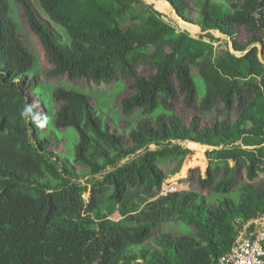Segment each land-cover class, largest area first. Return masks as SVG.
<instances>
[{
  "label": "trees",
  "instance_id": "trees-1",
  "mask_svg": "<svg viewBox=\"0 0 264 264\" xmlns=\"http://www.w3.org/2000/svg\"><path fill=\"white\" fill-rule=\"evenodd\" d=\"M36 1L64 40L29 0H0V264H218L236 225L264 214V0H143L190 32L215 19L217 47L152 5L143 23L123 18L142 0ZM12 3L53 66L44 77L69 84L39 80ZM83 80L130 94L113 106L116 88ZM25 103L46 128L20 117ZM183 142L208 147V167L159 197L176 172L163 164L185 175L197 161L179 159Z\"/></svg>",
  "mask_w": 264,
  "mask_h": 264
},
{
  "label": "rangeland",
  "instance_id": "rangeland-1",
  "mask_svg": "<svg viewBox=\"0 0 264 264\" xmlns=\"http://www.w3.org/2000/svg\"><path fill=\"white\" fill-rule=\"evenodd\" d=\"M237 0H215L216 3L220 4V3H223V4H226L228 5L229 3H232V2H235ZM30 4L32 5L35 13L38 15V17L53 31V35H55L56 37H59L60 40H64L65 38V33L59 29L55 24H53V22H51L49 20V18L43 13V11L40 9L38 3L36 0H29ZM153 7V9H155L156 11L160 12L162 14L161 18L167 22L168 24H170L171 26H173L176 30L178 31H186L188 33H190V35L193 37V38H196L198 39L199 37H202L203 40L205 41H208V37L206 36V34H211L213 35L215 38H219V42H216L214 44V46H218L220 43H223L225 42V37L223 35H221L219 32H217L214 28V22H215V19L214 20H210V24H209V29L207 31H201V28L198 27V26H195V25H192L196 28V31L194 32H190L184 28H182L179 20H182L180 19L177 15H173L176 14L173 10L169 9V10H166V11H163V10H160L158 8H156V6L154 4H149V3H146L142 0V5H138V6H135L133 7L132 10H130L129 12H127L123 18H126V19H136V22L137 23H143L144 21H146V19L148 18V16L150 15L151 13V6ZM214 16H217V14H219V10L218 8H216L214 11ZM216 13V14H215ZM9 14L11 15V17L16 21L17 25L19 26V29L21 30V34L24 36V38H26L30 44V48L37 54V57H38V62H39V68H38V74H39V80H41V82L43 84H46V83H51V84H57V83H62V84H69L70 82L67 80L66 77H63V76H59V77H56V78H46L44 77V72L47 71V70H50L52 69V65H50L45 57V53H44V50L40 44V42L38 41V39L36 38V36L30 31L24 17H23V13H22V10L20 9V7L15 4V3H12L11 4V9H10V12ZM176 16V17H175ZM185 22V21H184ZM187 23V22H185ZM189 24V23H187ZM227 40V39H226ZM227 42V41H226ZM229 42V41H228ZM227 42V43H228ZM259 46V45H258ZM229 47H230V44H229ZM260 51H261V48H260ZM198 81V84L201 83L200 80H197ZM73 87L74 88H78V89H81L82 91H85V92H91L93 89H97L101 92L103 91H110L111 89H117V93L114 97V101L112 102V105L115 106V105H118L119 104V100L127 95V94H130L129 91L127 90V87L124 86V88H118V84H109V85H102V84H98V85H95L91 82H88V81H79L78 83H73ZM201 87V86H200ZM115 102V103H114ZM106 105L103 103L102 104V108L105 107ZM69 138V136H68ZM64 140L62 139V142ZM183 146H185L186 148H188L189 150H191V154H188L184 159H182V156L180 155V153H177V156L179 157V159L183 160L184 162L188 159H191L194 154H196L197 156V161H196V166L195 164H193V167H190L185 173V175H182L181 174V170H180V166L177 162V159L175 161H173V163H165L163 164L161 167L163 169L164 172H169V170H171L172 168H176V172H175V175L173 177H171L170 179H173V181L177 182L180 190H182L183 188V185L185 188L188 187V185L183 182L187 176H188V173L190 170L192 169H199L200 171V174L201 175H204L207 167H208V161L207 159L205 158V152L207 151L208 147L206 146H200V145H194V144H191L189 142H183L182 143ZM197 147H200L201 150ZM150 149L151 150H155L156 148L154 146H150ZM200 155H202V158H203V163H201V158H200ZM176 156V158H177ZM169 179V180H170ZM186 190V189H185ZM113 218L115 219H118L119 218V215L116 214L113 216ZM178 229V226L174 225L173 227H171V230H175L177 231Z\"/></svg>",
  "mask_w": 264,
  "mask_h": 264
},
{
  "label": "built area",
  "instance_id": "built-area-1",
  "mask_svg": "<svg viewBox=\"0 0 264 264\" xmlns=\"http://www.w3.org/2000/svg\"><path fill=\"white\" fill-rule=\"evenodd\" d=\"M178 191L177 182L167 179L158 196L166 197ZM154 199L147 197V200ZM218 264H264V214L236 225L235 240Z\"/></svg>",
  "mask_w": 264,
  "mask_h": 264
},
{
  "label": "clouds",
  "instance_id": "clouds-1",
  "mask_svg": "<svg viewBox=\"0 0 264 264\" xmlns=\"http://www.w3.org/2000/svg\"><path fill=\"white\" fill-rule=\"evenodd\" d=\"M38 108H39V105L37 103H25L22 110L19 112V115L25 122H28L34 125L38 129H44L47 127L49 123V119L47 115L39 111ZM185 189L186 188H184V185H183L182 190H185Z\"/></svg>",
  "mask_w": 264,
  "mask_h": 264
},
{
  "label": "crops",
  "instance_id": "crops-1",
  "mask_svg": "<svg viewBox=\"0 0 264 264\" xmlns=\"http://www.w3.org/2000/svg\"><path fill=\"white\" fill-rule=\"evenodd\" d=\"M161 2H164V1H161ZM164 3H166V2H164ZM166 4H167V3H166ZM167 5H169V4H167ZM169 6H170V5H169ZM184 188H185V187H184ZM187 188H188V187H187ZM187 188H186V189H187Z\"/></svg>",
  "mask_w": 264,
  "mask_h": 264
},
{
  "label": "bare ground",
  "instance_id": "bare-ground-1",
  "mask_svg": "<svg viewBox=\"0 0 264 264\" xmlns=\"http://www.w3.org/2000/svg\"><path fill=\"white\" fill-rule=\"evenodd\" d=\"M157 1V0H156ZM164 3V2H163ZM164 4H166V3H164ZM167 5V4H166ZM169 6V5H168ZM170 7V6H169ZM183 21V20H182Z\"/></svg>",
  "mask_w": 264,
  "mask_h": 264
},
{
  "label": "water",
  "instance_id": "water-1",
  "mask_svg": "<svg viewBox=\"0 0 264 264\" xmlns=\"http://www.w3.org/2000/svg\"><path fill=\"white\" fill-rule=\"evenodd\" d=\"M167 4H169V3H167Z\"/></svg>",
  "mask_w": 264,
  "mask_h": 264
}]
</instances>
